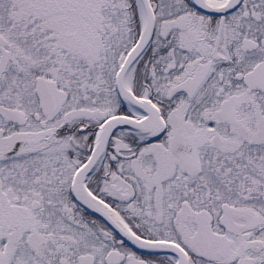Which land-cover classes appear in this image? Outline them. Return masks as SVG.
<instances>
[{
	"label": "snow or ice",
	"instance_id": "obj_1",
	"mask_svg": "<svg viewBox=\"0 0 264 264\" xmlns=\"http://www.w3.org/2000/svg\"><path fill=\"white\" fill-rule=\"evenodd\" d=\"M0 264H264V0H0Z\"/></svg>",
	"mask_w": 264,
	"mask_h": 264
}]
</instances>
